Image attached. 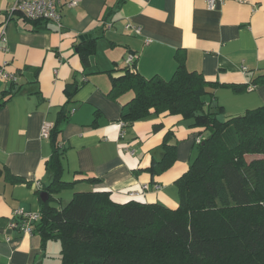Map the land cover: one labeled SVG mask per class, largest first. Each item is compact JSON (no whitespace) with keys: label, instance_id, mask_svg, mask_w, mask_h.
Masks as SVG:
<instances>
[{"label":"crops","instance_id":"crops-1","mask_svg":"<svg viewBox=\"0 0 264 264\" xmlns=\"http://www.w3.org/2000/svg\"><path fill=\"white\" fill-rule=\"evenodd\" d=\"M14 2L0 0V64L7 62L17 76L0 80V264H60L59 243L43 247L40 234L23 232L14 213L39 212L40 193L52 180L47 162L55 144L41 136L44 123L61 119L55 136L61 179L73 182L51 204L61 207L74 193L105 190L120 203L178 206L175 181L206 132L181 115L122 125V105L133 92L117 100L108 93L110 74H122L129 57L141 75L169 79L179 54L188 71L209 82L204 108L221 121L264 105V84L252 83L264 74V0H215L212 9L206 0H59L61 27L36 30L10 12ZM127 23L139 33L126 30ZM91 37L94 51L83 64L79 48ZM61 110L66 116H59ZM165 137L174 159L154 174L148 168L157 169ZM143 185V193L129 195Z\"/></svg>","mask_w":264,"mask_h":264},{"label":"trees","instance_id":"trees-1","mask_svg":"<svg viewBox=\"0 0 264 264\" xmlns=\"http://www.w3.org/2000/svg\"><path fill=\"white\" fill-rule=\"evenodd\" d=\"M22 18L32 30L51 24ZM84 42L79 50L86 64L95 38ZM175 56L177 67L169 79L145 77L127 63L122 74H110L108 95L117 100L133 92L121 109L125 126L168 114L204 128L206 135L195 144L187 170L175 181L178 206L136 199L120 203L105 190L74 193L61 207L51 204L53 195L73 185L61 179L60 144L55 142L59 119L48 135L55 144L47 162L52 174L45 188L48 199L41 201L39 219L32 227L43 247L47 241L59 243L60 264H264V105L219 120L217 113L204 108L209 82L200 72L188 71L182 57ZM252 83L264 84V74ZM59 116L66 114L61 110ZM161 146L163 158L156 162L157 169L148 168L154 174L174 159L166 137Z\"/></svg>","mask_w":264,"mask_h":264},{"label":"built area","instance_id":"built-area-1","mask_svg":"<svg viewBox=\"0 0 264 264\" xmlns=\"http://www.w3.org/2000/svg\"><path fill=\"white\" fill-rule=\"evenodd\" d=\"M206 3L209 9H212L215 6V0H206ZM74 4V1H70L67 5L72 6ZM58 5L59 0H15L10 12H17L22 17L30 20H47L56 25V27L59 29L61 27V15ZM125 29H133L135 33H139V28L130 23H127L125 25ZM4 34L5 30L2 27L0 34L2 40H5ZM131 59V57L128 58L129 63L131 62ZM16 77L17 76L14 72H11L7 69V62H3L0 64V80L14 81ZM121 124L124 125L122 121ZM50 128L51 124L44 123L41 128V136L48 137ZM200 141L201 138L197 137L196 143ZM141 188L142 189L140 192H130L129 195L132 197H136L137 195L143 193V190L147 189V186L143 185ZM14 213L16 216L20 217L22 221L21 230L25 233L31 234L33 232L32 223L36 222L39 219V212H30L18 208L14 210Z\"/></svg>","mask_w":264,"mask_h":264},{"label":"water","instance_id":"water-1","mask_svg":"<svg viewBox=\"0 0 264 264\" xmlns=\"http://www.w3.org/2000/svg\"><path fill=\"white\" fill-rule=\"evenodd\" d=\"M40 198L42 202H45L48 199V193L47 192H41Z\"/></svg>","mask_w":264,"mask_h":264},{"label":"rangeland","instance_id":"rangeland-1","mask_svg":"<svg viewBox=\"0 0 264 264\" xmlns=\"http://www.w3.org/2000/svg\"><path fill=\"white\" fill-rule=\"evenodd\" d=\"M66 202L64 201L63 204H65Z\"/></svg>","mask_w":264,"mask_h":264}]
</instances>
